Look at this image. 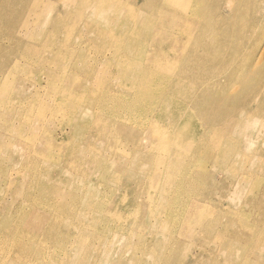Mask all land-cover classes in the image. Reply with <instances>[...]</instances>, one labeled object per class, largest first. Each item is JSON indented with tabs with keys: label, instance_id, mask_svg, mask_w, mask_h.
Returning a JSON list of instances; mask_svg holds the SVG:
<instances>
[{
	"label": "bare ground",
	"instance_id": "6f19581e",
	"mask_svg": "<svg viewBox=\"0 0 264 264\" xmlns=\"http://www.w3.org/2000/svg\"><path fill=\"white\" fill-rule=\"evenodd\" d=\"M110 1L57 0L56 4L63 6L64 13L53 15L50 11L40 12L37 9L38 0H0L1 15H13L10 20L0 16V263L28 264L27 259L37 245L36 241L31 244L33 240L29 238L35 237L37 232L55 237L56 227L62 222V214L77 217L76 220L82 226L69 230L63 227L67 235L56 237L54 242L46 241L44 245L50 247L52 254L64 251L65 259L61 264H81L78 262L80 253L91 255L93 260L90 262H95L96 251L92 241H88L94 234L87 233L86 228L107 214L108 209L89 210L88 199L92 195L88 191L92 189L98 193L102 186H106L107 180H117V176L108 175L113 167L118 169L114 174L129 168L127 180L136 172L134 170L139 173L135 181V188L139 192L130 193L128 200H134L141 206L144 201L147 203L141 208L142 224L135 225L133 217L128 221L134 227L132 233L140 239L133 240L128 230L123 237L117 235L109 241L93 238V241L98 242L96 248H103V251L107 249L109 257L121 260L113 264L123 261L120 257L123 251L130 254L128 261L131 264H137V250L145 258L160 257L157 249L162 244L161 239L156 237L153 245L144 238L146 213L152 208L155 212L162 211L164 203L169 202L165 211L168 221H174L176 214L179 222L190 224L194 218L195 200L191 194L179 199L180 190L186 186H196L194 198L200 197L211 172L205 165L206 161L218 166L226 153L229 154V148L223 141L205 142L207 137L184 136L179 129L187 127L188 132L190 120L207 122L216 119V113L208 111L215 103L234 105L238 101L244 106L245 97L235 99L236 93H249L264 79V17H258L260 9H264V0H225L226 14L221 2L218 3L220 0H143L141 6L132 0L121 11L112 10ZM144 8L147 12H142ZM252 16L258 21H252ZM68 18L70 25L66 27L64 23ZM222 20L226 23L220 26ZM91 22L94 29L87 27ZM33 23L40 25L33 27ZM78 23L81 29L68 49L65 41ZM138 25L142 28L137 35L133 26ZM62 30L66 31V39L58 36ZM99 30L103 33L99 34ZM132 49L134 52L128 54ZM34 50L41 53L40 57L30 58ZM90 51L95 55L91 56ZM173 52L178 60L169 59L168 65L160 64L165 55ZM221 54L228 56V64L217 67L216 61ZM112 64L113 69L107 67ZM127 69L136 74L139 72L135 88L125 90V87L120 86L113 89L111 83L116 79L114 77ZM23 70L31 74L33 83L29 84L20 78L18 73ZM224 70H233L235 75L225 78L223 83L211 82ZM188 72L191 74L187 78H192L193 83L186 88L182 79ZM42 73L49 75L44 80L45 84L41 82ZM102 74L110 78L101 87L95 88L97 77ZM173 75L176 78L170 82ZM37 76L40 77L37 79ZM210 83L213 89L208 87L206 91L200 90ZM161 87L165 90L160 91ZM84 89L87 91L81 94ZM123 89L125 91L121 92ZM199 91L201 97H194ZM56 93H62V98L49 100ZM188 93L192 94L190 100H187ZM42 99L47 101L40 103ZM176 99L184 103V107L171 113V121L177 119L175 130L159 114L155 115L154 110L164 109L163 105ZM95 101H99L100 105L94 110L92 105ZM78 102H85V106L78 107ZM56 114L61 116L59 122L63 136L67 134L66 131L72 135L88 121H94L97 126L109 125L110 128L95 134V137L92 134L70 139L63 137L59 141V138L52 136L48 125H40L47 116ZM121 115L142 124L146 129V143L140 142L142 137L136 139L140 128L114 125L116 122L113 119ZM42 127L51 134L45 137L48 138L46 144L36 141L40 138L38 136H43L40 132ZM122 143L136 147L137 155L134 162L126 165L121 163L120 166L112 159L107 160L106 151L119 149ZM74 148H79V151H74ZM185 154L188 155L187 159ZM45 155H48L51 164L39 171L32 163ZM93 160H96L94 164ZM26 167L29 168L24 170ZM57 169L59 172L55 174ZM187 169L192 172L185 179L184 171ZM50 174L52 181L57 184V190H60L61 199L55 201L53 212L49 207V213L52 214L41 228L37 222L43 220L44 212L37 206L40 202L49 204L51 200L33 189H39V184H43L42 188L50 184ZM82 174L91 179L88 186L76 182V178ZM184 181L187 185H184ZM27 186L31 190L25 197L30 199L29 205L24 208L23 189ZM248 186L250 188L251 184ZM141 193H145L147 200L140 199ZM234 199L237 198L234 196ZM187 205H192V210H185ZM88 211L90 217H86ZM128 213H132L131 208ZM172 213L173 216H170ZM225 226L228 225L225 223ZM202 228L198 231L203 236L217 231L212 220L209 224L203 223ZM77 230L82 232L77 233ZM260 230L257 246L264 247V232ZM63 245L67 247L62 249ZM16 249L19 251L13 252ZM141 261L142 264L156 263L144 258ZM39 263L54 264L44 263V260ZM245 263L250 264L246 260ZM96 264L101 263L97 261Z\"/></svg>",
	"mask_w": 264,
	"mask_h": 264
},
{
	"label": "rangeland",
	"instance_id": "374dc122",
	"mask_svg": "<svg viewBox=\"0 0 264 264\" xmlns=\"http://www.w3.org/2000/svg\"><path fill=\"white\" fill-rule=\"evenodd\" d=\"M38 1H39L38 4L39 6L37 7V9L40 10V12L50 11L53 15H56L60 12L64 13L63 6L60 4H56L57 0H38ZM131 1L132 0H112L109 3V7L113 8L112 10L121 11L125 7H127L126 5ZM135 2L137 6H141L143 0H135ZM220 2H221L220 4L221 7L224 8L223 9L224 14H226L225 11L227 12L226 10L227 8L225 6V0H220L218 3ZM142 12H147V9L144 8ZM0 16L3 15H1L0 13ZM110 16L112 17V15ZM258 17L259 19H262L264 17V9H260V11L258 12ZM3 19L4 20L13 19V15L7 14L3 16ZM254 19L256 18L252 16L251 20L254 21ZM225 23L226 22L222 20L220 22V26L225 25ZM37 25L40 24H34V23L32 24L33 27H36ZM64 25L66 27H69L70 25L69 18L68 20L65 21ZM87 27L92 29L94 27L93 22L89 23ZM133 28L135 29V31H137V35L140 34L139 31L142 28L141 26L139 25L135 27L133 26ZM80 29H81L80 23H78V25L76 24L73 27L72 29L73 31L71 32V35L65 41L66 42L65 46L66 47L68 46V49L71 45V41L76 36H78L79 34L78 31ZM147 32L149 33V30ZM98 33L102 34L103 32L99 30ZM58 36L66 39V31L65 30L59 31ZM37 51L38 50H34L33 56L30 57L29 55H27V57L30 58L40 57L39 55L41 53ZM90 52H91V56L95 55L92 51ZM133 52L134 49H132L131 52L129 51L128 54H131ZM218 57L219 58L216 61L217 67L225 66L228 64L227 62L228 56L226 54H221ZM169 59L178 60L175 55V52L165 55L164 58L161 59L160 64L168 65ZM107 67L113 69L114 65L112 64ZM18 74L20 75V78L21 79L23 78V80L26 81L27 83L30 84L34 82L33 80L31 81L32 76L30 73H27V71L23 70L20 71ZM190 74L191 73L188 72L185 77L186 79L185 78L182 79L183 83L186 85L185 86L186 88L190 87V85L193 83L192 78L190 77L187 78V75L190 76ZM234 75L235 72L233 70H224L222 71L220 76H217L216 78L213 77L214 79L212 78L211 82L217 81L223 83L225 81V78L227 77L230 78L231 76ZM40 76H41V82L45 84L44 80L46 79V77H49V75L42 73ZM40 76H37V79ZM138 76H139V72L136 74V72L133 70H129V69L124 70L122 74L114 77L116 79H113L111 86L113 89H116L117 87L120 86H123L122 88L125 87V90L133 89L137 84ZM34 77L36 76L34 75ZM109 78L110 76L106 77V75L102 74L101 76L97 77V82L94 84V87L95 88L101 87L103 84L107 82ZM175 78L176 76L173 75V77H171L170 79V82H173ZM36 81L37 80H35V82ZM210 85L211 83L207 84V86L205 85L204 87H201L200 90L206 91L207 89L210 88ZM211 89L213 88H210V90ZM125 90L123 89L121 90V92H124ZM163 90L165 89L161 87L160 91ZM86 91L87 89H84L83 91H81V94ZM199 93L201 92L199 91L198 95H195L194 97L200 98L201 94ZM189 94L190 93L187 94V100H190V98L192 97V94L190 95ZM263 97H264V79L255 90L249 93L240 92V91L236 93L235 99H243V98L246 99L245 100L246 103L244 106L238 104V101H236L234 105H231L229 103H223V104L215 103L211 107H209L208 111L210 113H216L217 115L216 119H211V121L209 120L207 122H203L200 120L199 121L190 120L188 132L186 131L187 127H185V129L182 128L179 129L181 135L184 136L189 135L193 137H207V139L204 138L205 142L208 141L211 143H215V142L223 141L224 144L227 145V147L229 148L227 151L229 152V154L226 153V156H224L225 159L223 157L225 161L222 159V162L218 166L213 162L210 163L209 161H206L205 165L207 169L209 168L208 170H211V172H209L210 174L208 176V179L201 189L200 197L194 198V194L197 191L196 186H193L191 188L186 186L185 189L180 190V194L178 197L179 199H181V197L185 194H191L193 195V199L195 200L194 205L196 207L193 210L194 218L192 219V222L190 224L185 222H179L180 220L177 219L176 214H175L176 219L174 221L171 220L168 221V217H167L168 213L165 211L169 207L167 206L169 202H165L164 210L159 212H155L156 210H153V208L152 209L149 208L150 212L148 214L146 213L145 216V219H147V221H145L143 224V226L146 228V231L144 233V238H146L147 241H149L150 243H153V245H155L156 243L155 242L156 237L161 239L162 244L160 248L157 249L160 257H158L157 255V257H154L153 259L149 258V256L145 258L144 256H141L140 251L137 250L135 254L137 261L135 263L142 264L141 260L142 258H144L149 262L155 261L156 262L155 264H247L245 263V260L250 264H255V262H258V264H264V247L257 246V234L260 229H261L260 232L261 231L264 232V222H263L264 221V214H263L264 187H262L264 186V100H262ZM61 98H62V93H56L49 100H54V99L60 100ZM43 100L47 101L46 99H42L40 100V103ZM253 102H256V104ZM183 104L176 99L171 103H167L166 105H163L164 109L154 110V113L156 112L155 115L159 114L158 116L162 119H165L167 125L170 126L171 129L176 130L177 119L175 120V122L171 121L173 119H170V116L172 115L171 114L172 111L182 109L184 107ZM99 105H100L99 101H95L92 107L95 110L96 108L99 107ZM77 106L84 107L85 102H78ZM228 113L230 114L226 115ZM60 120H61V116L60 115L58 116L56 114L54 116H47L46 119L44 121L42 120L40 123V125L43 124V127L48 125L52 130L53 133L52 136L56 137V139L59 138L58 139L59 141L63 137H67L66 139H70V137H77V136L81 137L83 135H85V137H89L91 134L92 137H95V134L101 133L102 131H105L108 128H110L109 125L97 126L94 123V121H88L86 125L81 126L72 135L69 131H66L67 134L64 133L65 135L63 136V134H61L62 127H60L61 125V123L59 122ZM113 120L116 122V124L114 125H117L118 127L128 126L132 128L135 127L140 128L141 131L137 134L136 139L142 137L140 138V142L146 143V140L144 139L146 134V129H144L141 123L134 122L130 117L123 115L119 116L118 118L116 117ZM211 125L214 126L211 127ZM43 127L42 130H40L43 136H38L40 138H37L36 141L46 144L48 143V138L45 137L51 136V134L48 130L44 129ZM94 143H96V141H94ZM97 145H99L98 142ZM119 145L121 146L119 149H112L106 151L107 160L112 159L117 163V165L120 166H122L121 163L123 165H126L128 164V162H134V159H136V155H137L136 147L133 146L130 147V145H125V143ZM120 149H122V151H120ZM73 150L79 151V148H74ZM148 151L150 153L153 152L151 150ZM187 158L188 155L185 154V159ZM95 161L96 160H93L92 164H94ZM38 162L40 164H38ZM66 163L72 164L68 162ZM235 163L238 165H236ZM50 164L51 161L48 158V155H45L43 157L38 158L37 161L34 160L32 166H37L39 168V171H41V169L45 167V165H50ZM238 167L240 168L238 169ZM27 168L29 167L23 169L26 170ZM93 169L94 171H96L95 167H93ZM116 171H118V169L113 167L112 171L108 172V175L110 177L117 176L118 177L117 180L113 182L107 180L106 186H102L100 188L101 191H98V193H96L92 189L88 191L89 194L92 195L88 199L89 210L99 209L100 211H103L104 209H108L107 214L102 215L98 221L93 223V225H91L90 227L86 228L87 233L94 234L93 238H97L102 242L105 240L109 241L110 238L115 239L117 235H119V238H121L128 230L129 232H131V236L133 240H137V238L140 239L137 235L132 233L134 232V227L130 226L128 221V219L133 217L135 225L137 223L142 224L140 222L142 217L141 208L145 207L147 203V201H144V204L141 206V205H137L134 200H128V196L131 195L130 193L135 194L139 192V190L135 188V181L137 177L139 178V173L137 172V170H134L136 172L131 174L130 180H127L129 178L127 177V175H130V173H128L130 171L129 168L114 174L113 172ZM54 172L55 174H58L59 170L57 169ZM191 172L192 171L188 169L187 171H184L185 179L187 174ZM49 177L51 183L47 184L45 188L41 187V185L43 184H39L38 185L39 189H33V190H37L39 193L43 195H47V197L51 200L50 203L46 205H44L42 202H40V204L39 202L36 203L39 204L37 207H40L39 209H41L44 212L43 220L37 222L41 228H43L47 220L50 218L53 212L52 208L53 205H55L54 204L55 201L57 199H61V195H60L61 193L60 190H57L58 189L57 184H55L52 181L51 174L49 175ZM90 180L91 179L88 178V176H85L84 174L79 175V177L76 178V182L78 184L81 185L84 184L85 186L89 185ZM232 184H234L233 185L234 187H232ZM250 184H251L250 188L249 186L247 187V185ZM184 185H187L185 181H184ZM255 187L256 189H254ZM30 190L31 189L28 186L24 187L23 189L24 203L22 204H25L23 206L24 208H26V206L29 205L28 201L30 198L27 199L25 195ZM144 194L145 193L140 194L141 200H147L144 197ZM236 194L238 195V197L236 196ZM234 196L237 199H234ZM30 203H32V201H30ZM241 203L243 205H241ZM49 207H51V211H52L51 213H49ZM129 208H131L132 210L131 214L128 213ZM136 209L139 210L136 212ZM170 210L173 211V209L171 208ZM185 210H192V205H187ZM59 213L61 214V212ZM230 214L233 215L230 216ZM61 216H62V222L59 224V226L56 227L55 237H51L49 234L45 235L42 232H37L35 237L29 238V240H33L31 244L34 241H36L37 245L33 244L34 246L36 245V248L31 251V254L27 259L28 264H40L39 262L42 260H44V263H48V262H53L54 264H61V262L64 263V259H65L64 251L62 250V252L58 254H52L51 251L49 250L50 247L48 245H44V242L46 241L54 242L56 237L59 238L64 237L66 233L62 230L63 227L69 230L70 228L76 229L75 227H80L82 225H80V223L76 220L77 217H67L68 215L66 216V214H62ZM170 216H173V213L170 214ZM86 217H90L89 211ZM210 220H212V223H214V225L217 226V231L206 233L204 236L199 234L201 232L198 230L202 228L203 223L209 224ZM225 223L228 226H225ZM76 232L80 233L82 231L77 230ZM163 236L164 238L162 239ZM93 238L89 239L88 241L89 242L92 241L93 248L96 251L94 255L95 262H90V260H93L91 255L86 256L85 254L82 253H80V259L78 260V262H80L81 264H96L97 261H100L101 264H113L114 262L121 261L120 259L115 260L113 259L114 257H109L108 256L109 252L107 251V249H104V251L103 248H101L100 250L97 249L96 244H98V242L96 240L93 241ZM69 240H71V237H69ZM16 243H18V241H16ZM87 244L89 243L87 242ZM229 245L230 247H228ZM62 247H63L62 249H64V247L67 246L63 245ZM17 251H19V249H16L13 252H17ZM129 256L130 254L128 252L123 251L120 256L123 259V261L120 264H131L128 261ZM163 257L165 258L164 261H162ZM3 263L4 262H1L0 264Z\"/></svg>",
	"mask_w": 264,
	"mask_h": 264
}]
</instances>
